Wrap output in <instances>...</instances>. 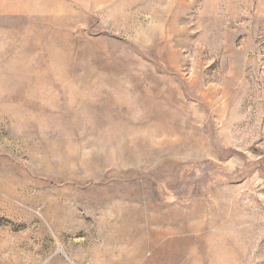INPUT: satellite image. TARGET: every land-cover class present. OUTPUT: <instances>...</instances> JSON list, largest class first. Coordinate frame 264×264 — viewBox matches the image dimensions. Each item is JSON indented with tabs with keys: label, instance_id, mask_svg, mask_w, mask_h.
Segmentation results:
<instances>
[{
	"label": "rangeland",
	"instance_id": "obj_1",
	"mask_svg": "<svg viewBox=\"0 0 264 264\" xmlns=\"http://www.w3.org/2000/svg\"><path fill=\"white\" fill-rule=\"evenodd\" d=\"M0 264H264V0H0Z\"/></svg>",
	"mask_w": 264,
	"mask_h": 264
}]
</instances>
